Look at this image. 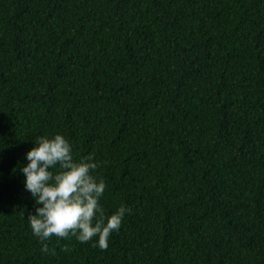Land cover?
Listing matches in <instances>:
<instances>
[{
	"label": "trees",
	"instance_id": "16d2710c",
	"mask_svg": "<svg viewBox=\"0 0 264 264\" xmlns=\"http://www.w3.org/2000/svg\"><path fill=\"white\" fill-rule=\"evenodd\" d=\"M56 134L131 210L106 251L32 233ZM0 264H264V0H0Z\"/></svg>",
	"mask_w": 264,
	"mask_h": 264
},
{
	"label": "clouds",
	"instance_id": "9594fccd",
	"mask_svg": "<svg viewBox=\"0 0 264 264\" xmlns=\"http://www.w3.org/2000/svg\"><path fill=\"white\" fill-rule=\"evenodd\" d=\"M34 143L20 173L24 190L39 206L27 220L43 245L42 251H49L48 242L53 237H75L82 245L95 241L94 247L106 251L113 233L120 231L131 210L122 205L115 214L106 216L101 200L107 185L98 174L101 165L91 156L76 160L65 136L39 137Z\"/></svg>",
	"mask_w": 264,
	"mask_h": 264
}]
</instances>
